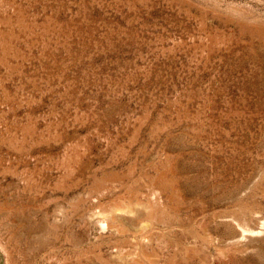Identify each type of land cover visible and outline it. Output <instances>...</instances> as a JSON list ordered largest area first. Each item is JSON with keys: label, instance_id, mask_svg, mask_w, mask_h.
<instances>
[{"label": "rangeland", "instance_id": "rangeland-1", "mask_svg": "<svg viewBox=\"0 0 264 264\" xmlns=\"http://www.w3.org/2000/svg\"><path fill=\"white\" fill-rule=\"evenodd\" d=\"M0 264H264V0H0Z\"/></svg>", "mask_w": 264, "mask_h": 264}]
</instances>
